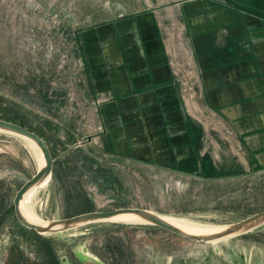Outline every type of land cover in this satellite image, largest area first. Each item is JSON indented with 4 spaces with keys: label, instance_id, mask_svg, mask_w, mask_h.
Returning <instances> with one entry per match:
<instances>
[{
    "label": "rangeland",
    "instance_id": "1",
    "mask_svg": "<svg viewBox=\"0 0 264 264\" xmlns=\"http://www.w3.org/2000/svg\"><path fill=\"white\" fill-rule=\"evenodd\" d=\"M127 2L0 0V119L43 137L57 159L54 177L25 208L40 221L140 208L211 227L264 211V172L191 187L124 158L95 153L87 169L67 161L79 142L85 152L101 143L80 36ZM38 169L31 143L0 131V264H264V227L217 244L120 222L39 237L19 223L13 204Z\"/></svg>",
    "mask_w": 264,
    "mask_h": 264
},
{
    "label": "crops",
    "instance_id": "2",
    "mask_svg": "<svg viewBox=\"0 0 264 264\" xmlns=\"http://www.w3.org/2000/svg\"><path fill=\"white\" fill-rule=\"evenodd\" d=\"M82 36L101 143L69 163L100 153L191 187L264 172V0H128Z\"/></svg>",
    "mask_w": 264,
    "mask_h": 264
},
{
    "label": "water",
    "instance_id": "3",
    "mask_svg": "<svg viewBox=\"0 0 264 264\" xmlns=\"http://www.w3.org/2000/svg\"><path fill=\"white\" fill-rule=\"evenodd\" d=\"M0 131L13 134L22 139L29 140L33 142L38 149L40 150L43 159L45 161V165L38 169L36 174L26 181L20 189L16 192L15 197L13 199L15 215L19 223L28 230L35 231L39 235H60L70 230H73L77 227H85L88 225H93L97 223H105L110 222L109 220L119 214L131 213L139 216L150 224H139V225H151L167 230L173 234H176L182 238L187 240L203 242V243H212L213 241H218L212 244H217L221 242H226L237 237L249 234L261 227H264V211L247 217L239 222L224 225L227 228L219 234L211 235V236H198L194 234H188L172 224L166 222L159 214H156L152 211L140 209V208H119L111 211H94L83 213L80 215H76L70 218L59 219V220H45L48 225L46 227L39 226L36 224H32L25 219L23 216L20 204L23 200L25 194L33 187L40 186L48 177L51 179L54 167V158L50 151L49 146L45 142V140L40 137L38 134L26 129L25 127L18 125L16 123L2 120L0 119ZM119 223V222H112ZM126 224V223H122ZM135 225V224H134ZM229 238L225 240H221L225 237ZM86 264H97L95 262H86Z\"/></svg>",
    "mask_w": 264,
    "mask_h": 264
},
{
    "label": "bare ground",
    "instance_id": "4",
    "mask_svg": "<svg viewBox=\"0 0 264 264\" xmlns=\"http://www.w3.org/2000/svg\"><path fill=\"white\" fill-rule=\"evenodd\" d=\"M27 141L31 143L32 147L35 150L36 156H37L38 161H39V169L42 168L45 165V161L43 159V156H42L40 150L38 149V147L33 142H31L29 140H27ZM49 180H50V178L48 177L40 186H35V187L31 188L25 194V196H24V198L20 204V209H21V212H22L23 216L25 217V219L32 224H36V225L43 226V227H46L48 225V223L44 219H41V221H40V218L37 217V215H35L32 211L27 210L25 208V203L27 202V200L30 198V196L32 195V193L34 191H36L38 188L45 186L49 182ZM158 216L161 217L166 222L177 227L181 231L188 233V234L198 235V236L216 235V234L221 233L222 231H224L227 228V227L203 226V225H199L197 223L190 222V221L177 220V219L167 218V217L160 216V215H158ZM109 221L110 222L128 223V224H150L147 221H145L144 219L140 218L139 216L131 214V213L119 214V215L113 217L112 219H110ZM229 237L230 236L225 237L221 240H225ZM215 242H218V241H213L212 243H215Z\"/></svg>",
    "mask_w": 264,
    "mask_h": 264
},
{
    "label": "trees",
    "instance_id": "5",
    "mask_svg": "<svg viewBox=\"0 0 264 264\" xmlns=\"http://www.w3.org/2000/svg\"><path fill=\"white\" fill-rule=\"evenodd\" d=\"M100 223H97V224H93V225H99ZM30 231H32V230H30ZM34 233H36L35 231H33ZM37 234V233H36ZM37 236H39V237H41V236H43V235H39V234H37ZM15 248H13V250H14ZM15 251V250H14ZM12 255L14 256V254H13V252L11 251V254H10V256H11V260H12ZM9 261H10V258H9ZM82 263L83 264H86L85 262H83L82 261ZM59 264H61V262L59 261Z\"/></svg>",
    "mask_w": 264,
    "mask_h": 264
}]
</instances>
